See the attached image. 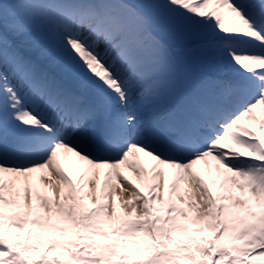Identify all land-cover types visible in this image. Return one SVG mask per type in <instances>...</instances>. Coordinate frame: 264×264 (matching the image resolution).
Wrapping results in <instances>:
<instances>
[{"label": "snow or ice", "instance_id": "6c2138e0", "mask_svg": "<svg viewBox=\"0 0 264 264\" xmlns=\"http://www.w3.org/2000/svg\"><path fill=\"white\" fill-rule=\"evenodd\" d=\"M0 264H264V0H0Z\"/></svg>", "mask_w": 264, "mask_h": 264}, {"label": "rangeland", "instance_id": "374dc122", "mask_svg": "<svg viewBox=\"0 0 264 264\" xmlns=\"http://www.w3.org/2000/svg\"><path fill=\"white\" fill-rule=\"evenodd\" d=\"M251 126V125H250ZM256 131H258V128L257 129H254ZM233 147H235V145H233ZM150 158H147L145 157V161L148 162ZM61 165L65 168L66 171H69V174L73 175V171L68 167V165L63 161L61 160ZM126 175H129V177L131 179H133L135 181V174L133 173H128V172H125Z\"/></svg>", "mask_w": 264, "mask_h": 264}]
</instances>
